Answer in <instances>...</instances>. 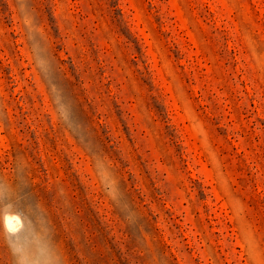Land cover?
<instances>
[{
	"label": "rangeland",
	"instance_id": "1",
	"mask_svg": "<svg viewBox=\"0 0 264 264\" xmlns=\"http://www.w3.org/2000/svg\"><path fill=\"white\" fill-rule=\"evenodd\" d=\"M0 264H264V0H0Z\"/></svg>",
	"mask_w": 264,
	"mask_h": 264
},
{
	"label": "bare ground",
	"instance_id": "2",
	"mask_svg": "<svg viewBox=\"0 0 264 264\" xmlns=\"http://www.w3.org/2000/svg\"><path fill=\"white\" fill-rule=\"evenodd\" d=\"M18 218L17 217H11V218H9V225L10 226H13L15 223H17L18 222Z\"/></svg>",
	"mask_w": 264,
	"mask_h": 264
}]
</instances>
